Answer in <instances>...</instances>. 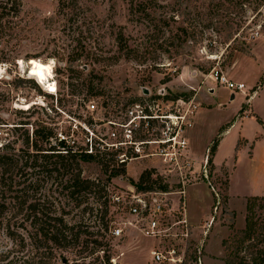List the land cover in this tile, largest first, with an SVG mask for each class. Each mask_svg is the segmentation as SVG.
I'll use <instances>...</instances> for the list:
<instances>
[{
  "label": "rangeland",
  "instance_id": "1",
  "mask_svg": "<svg viewBox=\"0 0 264 264\" xmlns=\"http://www.w3.org/2000/svg\"><path fill=\"white\" fill-rule=\"evenodd\" d=\"M19 1L21 13L6 16L7 28L0 37V151L21 157L16 179L34 182L33 189L22 192L29 201L41 197L46 207L70 223L84 215L92 237L105 243L98 251L92 244L55 247L54 264H155L150 252L157 240L136 234L106 236L96 211L83 213L63 195L62 186L70 176L63 167L52 177L30 167L35 159L41 161L35 156L41 154L27 146V135L39 144L49 141L47 146L62 153L69 148L80 153L87 142L88 120L94 121L87 125L93 132L105 133L109 120H122L136 102L144 106L155 102L158 114L177 111L172 100L176 96H191L199 105L212 107L203 111L193 142L199 158L218 128L230 122L219 131L223 135L229 128L217 155L218 162L227 159L217 164L209 155V178L202 162L195 168L196 179L186 186L184 201L193 234L184 264H226L227 257H243L245 251L236 250L235 236L264 217V129L259 130L256 118L232 119L254 112L264 117V0H78L63 9L62 0ZM132 2L135 8L139 5L136 15L130 13ZM36 63L41 69L36 70ZM213 69L230 82L245 84V92L214 80ZM89 103L95 108H88ZM182 107L185 111L188 104ZM18 122L31 123L16 128ZM36 128L40 135L34 134ZM46 130H52L51 138H45ZM158 162L134 160L123 173L114 162H108L107 169L100 159L80 160L82 175L101 181L108 195L135 184L143 171L161 170ZM141 168L135 179L132 175ZM170 183V189H177L176 182ZM89 197V205L98 204ZM9 208L12 214L16 210ZM108 208L107 219H117L109 196ZM27 213L25 209L11 218L16 240L7 228L0 231V252L18 257L19 264L48 261L50 249L41 246L46 244L40 235L37 242L32 238L35 228L25 220ZM121 252L124 255L112 262V256Z\"/></svg>",
  "mask_w": 264,
  "mask_h": 264
},
{
  "label": "built area",
  "instance_id": "2",
  "mask_svg": "<svg viewBox=\"0 0 264 264\" xmlns=\"http://www.w3.org/2000/svg\"><path fill=\"white\" fill-rule=\"evenodd\" d=\"M211 76L216 81L226 83L230 89L245 92V84L230 82L217 69L211 71ZM192 98L173 97L178 108L173 113L158 114L153 110L155 102L145 106L133 103L122 120H109L110 129L105 133L96 134L91 126L84 125L88 131L85 143L87 152L92 153L95 146L100 147V152L114 155L116 165L125 168L134 160L152 161L157 158L160 164L155 166H162V169L155 167L154 176L161 175L166 183L176 182L175 190L159 187L141 189L136 184H129L113 194L107 193L118 210V218L109 221L105 235L121 239L136 234L156 239L157 243L150 252L155 264H184L189 256L193 227L184 198L187 184L196 179V164L189 152L188 130L194 125L199 107ZM90 104L88 108H95L94 104ZM182 104H188L187 110L181 111ZM158 122L162 123L160 129H157ZM203 162V174L209 178L206 168L208 157ZM209 226L210 222L203 225L205 233ZM123 255L124 252H121L112 256V262L115 263L117 257Z\"/></svg>",
  "mask_w": 264,
  "mask_h": 264
},
{
  "label": "trees",
  "instance_id": "3",
  "mask_svg": "<svg viewBox=\"0 0 264 264\" xmlns=\"http://www.w3.org/2000/svg\"><path fill=\"white\" fill-rule=\"evenodd\" d=\"M72 4L77 5L78 0L60 1L61 9L70 7ZM239 4L242 5L243 2H239ZM131 5L130 13L136 15V12L139 11V5L138 7L136 6V8L135 6L133 7V5H135L133 2ZM21 10L22 3L19 0H0V37L5 34L7 28L8 20L6 16L15 18L21 13ZM123 38V34H120L118 40L122 41ZM123 46L127 48V44ZM130 52L131 49H128V54ZM175 98H178V96ZM257 119L264 128V120L259 117H257ZM30 123L31 122H18V125L15 127L20 128ZM86 124L93 126L94 121L90 119ZM34 134H36V136L40 135V129H34ZM52 134V130H46L45 138H51ZM25 141L27 146L36 149L38 152L36 154H41L35 155L41 157V161L38 162V159H35L30 167L38 168V172L41 170L51 177L53 173H60L63 167L65 173L70 174L65 181L66 184L62 186V188H64L63 190L66 191V193L63 191V195L75 202L74 208H81L80 210H82L83 213L90 212L91 214H95L96 211L94 216L97 217V215H100L97 220L102 221L103 226L107 228L109 224V220L107 219L109 208L105 186H102L101 181L82 175L80 160L92 161L100 159L105 163L106 168L109 169L111 164L108 162H112V164L116 163L114 155L106 158L107 153L100 152L97 146H95V150L92 153L87 152L85 148H83V151L80 153L70 151L71 148L67 149V153H62L60 149H56L54 146H47L46 144L49 141L44 140L43 143L39 144L37 139L32 142L29 135H27ZM218 144L219 136L213 140L210 147V155H212V158L215 155ZM1 147H3V145H1ZM6 148H9V146L6 145ZM212 158L210 157L208 159L209 164L212 162ZM20 162L21 157L16 153H10L5 150L0 151V231L4 228H7L9 231L11 218L19 217L24 213L25 209L27 210L28 213L24 214V216H26L25 220L29 221L30 225L35 228V233L32 238L37 242V238L40 235V240L44 238L46 244L41 246L46 248V250L50 249L47 255L50 258L48 261H33L29 264H54L52 260V249L55 247L68 248L82 245L87 248L89 244H92L94 251L100 250L105 243L98 237H92L95 234L87 230L88 227L84 224V215L80 216L73 223H70L65 220L64 215H57L55 211H51L49 207H46L44 205L45 201L41 200V197L29 201V195H25L24 193L28 189L34 188V182L30 180L28 183L27 181L22 183L20 180L16 179V173L21 167ZM116 170L118 172H126L125 166H119ZM154 173L155 171L152 169L145 172L143 171L139 181L134 183L141 189H150L154 187L168 189L169 183L164 182L163 177L159 174L154 176ZM58 178L57 176L55 179ZM61 183L59 182L58 185ZM22 184L25 185L20 187ZM89 195L94 197V202H97V205H95V203L89 205ZM85 203L87 204L83 205ZM10 205L16 207L13 214L10 213ZM82 205L83 207H81ZM68 213L69 212H66L64 214ZM9 235L16 240L13 231L10 230ZM84 235L87 237L82 239ZM235 237L236 250L245 251V253L243 257H227L225 260L226 264H264V217L261 222H250V226L243 228ZM109 259V255H106V260ZM0 264H19V258L11 257L10 252H0Z\"/></svg>",
  "mask_w": 264,
  "mask_h": 264
},
{
  "label": "crops",
  "instance_id": "4",
  "mask_svg": "<svg viewBox=\"0 0 264 264\" xmlns=\"http://www.w3.org/2000/svg\"><path fill=\"white\" fill-rule=\"evenodd\" d=\"M213 90V89H212ZM258 93H259V91H258ZM231 100H232V97L230 98ZM209 104V103H208ZM252 106V105H251ZM212 108V107H211ZM211 108H209V107H203V105H201V103H200V105H199V107H198V109H197V113H196V115H195V118H194V125L188 130V140H189V152H190V154H191V156L193 157V159H194V161H195V164H196V167L197 166H199V165H201V163L203 162V161H205V159H207V157L209 158V155H210V147H211V144H212V142H213V140L217 137V136H219V144H218V147H217V150H216V152H215V155L213 156V160H214V162H216L217 164H220V163H222L224 160H226L227 158H224V159H221L219 162H218V160H217V155H218V151H219V149H220V147H221V144H222V142H223V139H224V136L229 132V128H227L224 132H223V135H220V133H219V131L225 126V125H227V123H230V122H224L219 128H218V130H217V132H216V135L213 137V138H210V140L207 142V144H206V150H205V153H204V155H203V158H199V157H197V153L194 151V147H193V142H194V139H195V137H196V134H197V130H198V124H199V121H200V118H201V115L203 114V111H208V110H210ZM252 111H253V107H252ZM246 114V115H245ZM257 117H259V118H261V119H263L264 117H261V116H258V115H256V113L254 112V114L253 113H251V114H249V113H244L243 115H242V117L240 118V117H234L233 119H232V122H234V121H244V120H248V119H251V120H254V118H256V120L258 121V119H257ZM259 122V121H258ZM259 124V130H261V128H263V125L259 122L258 123ZM224 129V128H223ZM264 129V128H263ZM239 134H240V132H239ZM246 136V135H245ZM248 136H246V138H247ZM136 167L137 168H140L139 167V165H136ZM144 168V167H143ZM143 168H141L140 170H137L136 171V173H134L132 176L135 178V179H137L140 175H141V173H142V171H143ZM119 258H121V257H119Z\"/></svg>",
  "mask_w": 264,
  "mask_h": 264
},
{
  "label": "bare ground",
  "instance_id": "5",
  "mask_svg": "<svg viewBox=\"0 0 264 264\" xmlns=\"http://www.w3.org/2000/svg\"><path fill=\"white\" fill-rule=\"evenodd\" d=\"M38 65H39V64H38V63H36V66H35V67H36V70H39V69H41V68H37V67H38ZM35 74H37V73H35ZM40 75H41V74H40ZM42 78H43V76H42ZM43 79H44V78H43ZM54 90H56V88H55ZM48 91H49V90H48ZM50 92H52V91H50Z\"/></svg>",
  "mask_w": 264,
  "mask_h": 264
},
{
  "label": "water",
  "instance_id": "6",
  "mask_svg": "<svg viewBox=\"0 0 264 264\" xmlns=\"http://www.w3.org/2000/svg\"><path fill=\"white\" fill-rule=\"evenodd\" d=\"M146 93H148V90H147V89H146ZM231 97H232V99H233V98H234V95H232Z\"/></svg>",
  "mask_w": 264,
  "mask_h": 264
}]
</instances>
